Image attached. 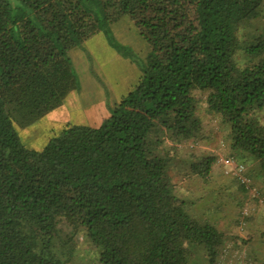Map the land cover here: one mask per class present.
<instances>
[{"label":"trees","instance_id":"16d2710c","mask_svg":"<svg viewBox=\"0 0 264 264\" xmlns=\"http://www.w3.org/2000/svg\"><path fill=\"white\" fill-rule=\"evenodd\" d=\"M20 1L0 0V264H70L80 233L101 264H218L226 233L190 208L180 178L264 196V0ZM125 16L151 48L135 89L102 126L28 149L16 126L79 89L70 52ZM210 119L250 188L195 151L175 171Z\"/></svg>","mask_w":264,"mask_h":264},{"label":"rangeland","instance_id":"374dc122","mask_svg":"<svg viewBox=\"0 0 264 264\" xmlns=\"http://www.w3.org/2000/svg\"><path fill=\"white\" fill-rule=\"evenodd\" d=\"M8 1L17 12H21L20 0ZM150 52V45L129 16L70 52L79 78V96L72 102L73 105L78 104L76 109L68 105L67 98L62 110L59 107L27 126L17 125L22 143L30 150L42 151L51 138L69 125L102 126L114 113L116 102L128 96L144 76ZM69 109L74 112H69ZM202 135L204 140L192 152L188 148L181 152L175 171L184 174L194 159L192 153L195 151L196 157L209 155L215 158L217 174L231 176L221 159L232 157L234 150L217 121L210 119ZM180 179L182 195L190 202V208L197 216L216 220L226 233L218 264H264V206L255 199L249 200L248 195L244 198L230 178L219 184L215 181L211 188L195 179ZM246 208L249 209L248 215L244 214ZM67 243L71 252L70 264H101L98 251L84 234H77ZM199 254V264H206L205 256Z\"/></svg>","mask_w":264,"mask_h":264},{"label":"built area","instance_id":"2783aa9c","mask_svg":"<svg viewBox=\"0 0 264 264\" xmlns=\"http://www.w3.org/2000/svg\"><path fill=\"white\" fill-rule=\"evenodd\" d=\"M221 163L224 164L228 168L229 173H233L236 175L243 184L247 185L250 188L251 180L246 176V166L243 164L237 163L236 159L233 157H228L221 159ZM249 200L253 199H260V201L264 204V196H262V193L257 188H250L249 193ZM249 209H245V215H248Z\"/></svg>","mask_w":264,"mask_h":264},{"label":"crops","instance_id":"0c3cea01","mask_svg":"<svg viewBox=\"0 0 264 264\" xmlns=\"http://www.w3.org/2000/svg\"><path fill=\"white\" fill-rule=\"evenodd\" d=\"M77 49H78V48H77ZM75 50H76V49H74V50H72V51H75ZM72 51H71V52H72ZM77 94H78V90L75 91V92H73L72 95L68 97L67 100H69V101L66 100V101L68 102V105L73 106V107H72L73 109H76V107H77V105H78V104H74V105L72 104L73 99L79 96V95H77ZM122 99H123V98H122ZM122 99H120V101H121ZM120 101H118V102H116V103L118 104V103H120ZM65 106H66V103H65L62 107H60L59 110H62ZM70 111H73V112H74V110H72V109H71V110L69 109V112H70ZM76 125H77V124H76Z\"/></svg>","mask_w":264,"mask_h":264}]
</instances>
